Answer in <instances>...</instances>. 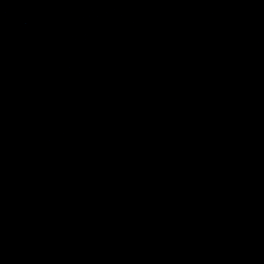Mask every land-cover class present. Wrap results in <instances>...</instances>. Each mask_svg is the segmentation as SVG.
<instances>
[{
  "label": "water",
  "instance_id": "water-1",
  "mask_svg": "<svg viewBox=\"0 0 264 264\" xmlns=\"http://www.w3.org/2000/svg\"><path fill=\"white\" fill-rule=\"evenodd\" d=\"M0 264H264V0H0Z\"/></svg>",
  "mask_w": 264,
  "mask_h": 264
}]
</instances>
